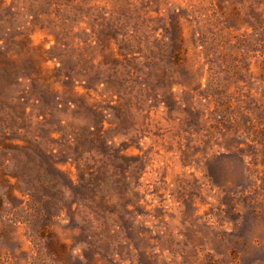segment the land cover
Returning a JSON list of instances; mask_svg holds the SVG:
<instances>
[{
	"label": "rangeland",
	"instance_id": "obj_1",
	"mask_svg": "<svg viewBox=\"0 0 264 264\" xmlns=\"http://www.w3.org/2000/svg\"><path fill=\"white\" fill-rule=\"evenodd\" d=\"M0 264H264V0H0Z\"/></svg>",
	"mask_w": 264,
	"mask_h": 264
}]
</instances>
